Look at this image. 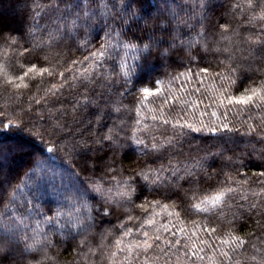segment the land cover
<instances>
[{
  "label": "trees",
  "instance_id": "1",
  "mask_svg": "<svg viewBox=\"0 0 264 264\" xmlns=\"http://www.w3.org/2000/svg\"><path fill=\"white\" fill-rule=\"evenodd\" d=\"M36 2L41 5H48L50 0H36ZM80 2L82 3V0ZM106 2L110 9L113 3L117 5L113 11L119 12L123 16L124 23L122 26L126 31L130 30V35L134 34L137 37H146L153 31H156L159 35V26L166 25L169 21L172 22V28H176L175 20L171 15V12L175 11L178 16L184 18L191 16L193 12L195 13L194 19L190 21L193 25L192 28L180 25V39L186 41L189 38H195L197 33L201 31L197 21L203 14L205 17V34L210 43V50L207 53H202L203 59L198 56L195 61L191 62L186 56L184 59H180L182 49L179 48L174 50L177 53L176 55H171L165 61L153 59L147 65L145 72L141 74L140 79L134 77V83L129 86V92H126L124 96H120L118 93L124 91L121 77L113 76L111 83L115 87L111 93L106 88L100 87L101 83H107L105 81H98L89 86L86 91L83 83L72 79L74 75H79L88 66V62L84 58L90 56L91 52L99 48L104 39L105 31L109 27L116 28L121 25L120 16H117L115 21L112 17L107 20L98 18L87 30L89 43L85 48L80 47L78 43L84 37V29L78 30L76 35L71 36L67 34L65 29V35L54 41L51 47L45 46L42 51L37 50L40 56L39 62H37L36 53L21 55L22 48H7L3 43H0V119L5 120L6 123L9 120L15 123L14 113L18 114L21 108H27L31 105L34 113H44L45 118L41 123H49L47 116L49 114L48 110L51 109L56 118H60L63 113V121L67 127L73 130L87 125L86 132L91 129L96 135H100L107 131V127L115 125L120 132L121 140L135 133L136 136L145 139L148 143H151L150 137L152 135L157 136L159 140H163L166 136L174 134L171 123L163 124L161 116H163V119L172 122L183 118V121L198 125L202 121L204 125L217 128L223 123H227L234 129H240L241 132L247 129L249 124L256 127L264 123V105L258 107V99L249 102L248 105H228L225 99L224 104L226 107H221L218 102L219 94L225 88H227V92L224 93L225 96L228 94L240 95L246 88L258 87L264 81V75L258 72L243 73L242 77L237 79L236 84L231 87L228 86V81H222L214 75L216 72L227 74L226 65L230 62V57L233 65L236 63L245 65L253 63L254 67L259 65V59L253 60V57L249 56L248 49L250 46L242 42L243 37L248 35L250 31L258 32L264 26L259 21L255 25L248 23V18L258 13L259 8H256L255 11L249 9L247 7L248 0H209L210 7L201 13L197 0H125V3L130 5L131 11H129L120 6V0H106ZM253 2L260 4L264 0H253ZM3 3L8 4L11 9L16 11V19L13 21L6 20L0 14V31L4 32L5 35L9 32L13 35L26 33L28 26L35 23L37 25L35 29L36 39L47 40L49 30H55L62 23L59 19L62 15L67 16L63 3H59V11L56 10V3H52L51 7H43L42 9H35L33 0H0V7L3 6ZM237 4L241 7L235 8L234 6ZM36 12H39V15H35ZM5 13L7 14V11ZM132 13H135V15ZM33 16H35V21ZM97 16H99L98 11ZM68 19L70 21L71 17H68ZM225 21L228 22L229 31L236 29L239 31L240 37H234L229 51L224 50L228 44L227 41L220 44L221 51H213L214 42L219 40L214 26ZM145 42L147 41L145 40ZM177 43L179 44V40ZM21 44H23V41H21ZM193 51L197 50L194 49ZM122 54L123 50H121ZM131 55V53H128L127 56L129 64L134 63ZM153 55L155 56V50ZM261 55H264V53H261ZM44 56H47L48 59L44 60ZM73 60H76L77 63L72 64ZM30 62L36 63L38 69L55 66L56 74L50 77L45 73L41 77L38 73L29 72L23 82L16 80V75H22L23 72L28 71L31 66ZM105 64L108 71L119 72L116 61L108 60L105 61ZM21 65H23V68H21ZM200 66H208L209 73L194 76L192 82H188L181 76L168 89L155 94L156 87H158L155 84L156 80L167 82L171 77L186 72L188 68H191L193 73H198ZM66 68L70 71H65ZM149 70L157 71L151 74ZM60 72H64L63 78L59 75ZM65 78H67L68 83L60 88V84ZM6 79L13 80L14 84L5 88ZM23 83L29 84V87L25 89L22 86ZM53 83L60 90L55 96L48 95L45 97V90L51 87ZM73 83L77 84V87L69 86ZM17 84L21 85L19 90L15 87ZM145 87L149 88L154 94L149 95L141 104L139 103L142 97L140 89ZM100 92H104L105 95V99L100 101L101 105H105L109 101L118 103L121 108L120 112L117 113L112 108L105 107L103 109L104 118L99 123H97L94 115L96 109L91 105L87 107L81 105L73 112V105L82 100L84 95L95 96ZM41 97L45 98L37 104L36 100ZM165 100H167L166 104L164 103ZM193 101H195V106H193ZM137 109H139V112H137ZM213 112L216 113L215 116L212 115ZM154 116L156 117L155 120L153 119ZM88 121H91V124H88ZM137 121H140V123L137 124ZM249 141H252V143H249ZM22 143L29 145V152L20 153L17 151V146ZM47 143V137L41 142L39 139L29 137L27 130L20 132L0 129V181L4 182L3 186L9 193L19 184L21 190L27 194V198L32 200L33 204L39 205L44 213L50 217L57 210L67 211L69 202L64 199V196L75 194L78 189L86 187L89 179H100L106 187L115 184L112 179L114 173L102 169H97L95 173H85L81 170L80 161L66 154L64 150L56 149L54 152L48 153L45 150V144ZM180 145L181 147L175 149L171 154L172 164H191L198 159L208 157L209 163H214V166L209 168L213 179L208 181V184L219 187L221 181L228 183L229 176L233 178L230 186L235 191L229 194L228 199V203L233 206V211L237 210V205H244L245 207L252 203L264 205V176L258 175L260 172H264V161L258 155L259 151L264 148V143L256 141L254 134L249 137L235 131H219L213 135L205 128L200 133H189L180 141ZM94 147L100 146L95 145ZM133 148H135V145H133ZM125 151L133 155L131 149ZM217 153L221 155H215ZM119 155L124 158V152L119 153ZM227 157H233V159L239 157V161L233 164ZM125 163H131V161L125 160ZM36 164L39 166L35 167L33 171ZM160 164L166 167L169 166L167 154L160 157L154 167H159ZM25 184H27V187H25ZM184 186L187 187V185ZM203 187L207 188V184H203ZM213 192V188H208L207 193L199 192L197 195ZM34 194L38 198H34ZM93 196L94 194L89 195V202L94 204ZM146 197L150 201L159 200L160 203L154 207L149 206L147 212L139 208L133 210L131 215L134 219L126 223V227L131 228L132 234L123 237V243L120 245V248H124L123 252L116 247L115 241L121 236L118 225L122 220H126V216H122L120 219L111 216L104 220H97V227L88 236L92 247L95 248L99 243L101 232L111 230V235H108L105 240L104 256H101L100 251H97L95 256H90L87 264H92L93 261L95 264H113V261L114 264H127L125 259L128 255L127 246L134 241L143 239V232L147 231L150 237L159 234L161 236V246H163L162 241L164 239L179 238L183 235L179 233L180 227L187 228L189 230L188 235L195 232L193 241L196 242V247L203 248V251L199 253L203 259L197 260L196 264H212L213 259H220L219 253L214 248L218 246L227 249L228 246L221 244L220 239L216 237L219 235L221 239L225 238L223 234L230 227L227 224V220L231 216L230 212L221 219L217 215L197 214L188 209L187 201L181 203L175 196L171 198L163 194L153 196L146 192ZM22 202L23 197H20L16 205L7 208L5 207L7 198L3 203H0V235H7L11 230L17 228L15 217L18 215L17 209L19 212L24 211L23 208L19 207ZM141 202V200L136 201V203ZM174 202L180 206L171 207ZM164 205H169V207L165 208ZM225 211L228 210L225 209ZM240 211H243V209H240ZM169 212H180V219L178 220L174 214L170 216ZM149 216L154 221L151 225L146 223ZM43 218V216H27L26 222L29 226L27 230L30 234L36 221L43 220ZM257 220H260L261 224L264 225V217L258 216L255 211H252L251 213L245 212L244 218L235 222L238 225L233 229L235 234L241 235L249 241L245 248L234 257V260H239L240 264H259L260 259L264 257V242L259 239L261 234L264 233V228L257 226ZM192 221L202 224L201 230L197 231ZM209 224L218 228L217 234H213L212 237H209L208 233L202 230L203 227H207ZM161 225H167L171 231H164ZM41 227L50 236L53 246L22 255L17 250L13 253V258L17 264H85V261L78 256L76 242L70 236L65 239L58 233L53 234L55 229L52 225H41ZM158 229L159 232H157ZM173 233L176 234L175 237ZM246 233L250 235H245ZM79 239L80 237L77 236L76 241ZM200 239L208 240L209 243L214 241L215 243L213 247H209L207 244H200ZM252 244H255L260 251L257 252L256 249L252 248ZM84 251H87V249H84ZM155 251L154 249L153 252ZM184 251L186 250L182 249L178 253L172 254L171 264H177L176 255L180 256L182 262L185 261ZM111 252H116V256L110 260L109 255ZM45 253L50 259L45 258ZM148 255H153V253ZM253 256H255V259H252ZM143 259L144 256L142 255L135 264H140ZM157 264H164V260L161 259Z\"/></svg>",
  "mask_w": 264,
  "mask_h": 264
},
{
  "label": "snow or ice",
  "instance_id": "2",
  "mask_svg": "<svg viewBox=\"0 0 264 264\" xmlns=\"http://www.w3.org/2000/svg\"><path fill=\"white\" fill-rule=\"evenodd\" d=\"M199 9L201 13L210 7L209 0H197ZM35 9H42L43 7H51L52 3H56V10L59 11V3L65 5V11L67 16H61L62 23L57 26L55 30H49L47 40H37L35 37V29L37 25L33 23L28 26L27 32L20 33L19 35H13L9 32L7 35L0 31V43H3L7 48H22L24 53H36L37 62H39L40 56L37 50L42 51L45 46L51 47L54 41H57L61 36L65 35V29L68 35H76L78 30L84 29L85 34L82 40H79V46L85 48L88 43L87 30L91 28L92 24L98 19L103 18L107 20L112 17L115 21L117 16H120L121 25L116 28L109 27L104 33V39L100 43V46L96 51L91 52L90 56L85 57V61L88 62V66L79 73V75H74L72 77L73 81H80L84 84L85 89L98 81H105L107 83H101V88H106L109 93L115 87L111 81L113 76L121 77L123 80V92H119L120 96H124L126 92H129V86L133 85L134 77L136 79L141 78L146 70L147 65L153 60L165 61L171 55H176L174 51L176 49H182L180 53V59H184L185 56L188 58L189 62L195 61L198 56L203 59L202 53H207L210 50V43L206 37V30L204 27L205 17L201 15L197 23L200 25L201 31L197 33L195 38H189L188 40L180 39V25H184L187 28H192L193 25L190 22L195 17V13L187 18L180 17L175 11L171 12L172 17L175 20L176 28H172V22L169 21L166 25H160L158 28L159 35L156 31L149 33L146 37H137L134 34L130 35V30L126 31L122 26L124 23V18L119 12L113 11L116 9L117 5L112 4L111 9L109 8L106 0H50L48 5H41L33 0ZM91 5V7H90ZM120 6L122 8L130 9V5L125 3V0H120ZM235 8H240L241 5L237 4ZM247 7L255 11L259 8V12L251 15L248 18V23L255 25L258 21L264 25V2L256 4L253 0H248ZM97 11L99 16H97ZM135 15V13H132ZM35 15H39L36 12ZM68 17H71L69 21ZM35 21V16H33ZM216 29V35L219 36V40L214 42L215 47L212 48L213 51H221L220 44L227 41L228 44L225 47V51L230 50V46L233 44L234 37H240L239 31L232 29L229 31L228 22L225 21L214 26ZM145 40L147 42H145ZM179 40V44L177 41ZM23 41V44H21ZM243 43L248 44L250 47L248 49L249 56L253 57V60L259 59L260 63L258 66L253 65V63L245 64H232V58H229V63L226 65L227 74L224 72H216L215 76H218L222 81H228L229 87L235 85L237 79L242 77L243 73L258 72L264 75V26L260 28L258 32H249L248 35L244 36L242 39ZM196 49L197 51H193ZM121 50L123 54L121 55ZM155 50V56L153 52ZM128 53H131V59L134 63L129 64L127 61ZM47 56H44V60H47ZM114 60L118 64L119 72L108 71L106 68L105 61ZM31 63V62H30ZM77 61L73 60L72 64H76ZM83 63V62H81ZM23 68V65H21ZM139 70V71H138ZM65 71H70V69H65ZM210 69L208 66H200L198 73H193L191 68H188L186 72L179 73L176 76L171 77L167 82L163 80H156L155 84L156 93L159 94L161 91L168 89L169 86L176 80L180 79L181 76L185 78L188 82H192L194 76H198L201 73H209ZM38 73L41 77L47 73L48 76H53L56 74L55 66L41 67L37 68L36 63H31L27 72H23L22 75H16V80L23 82L28 76V73ZM59 75L63 78L64 72H60ZM202 83V81H200ZM67 78L63 80L60 84V88H63L67 84ZM14 84L11 79L5 80V88ZM25 89L29 87V84L23 83L22 85ZM70 87H77V84L73 83L69 85ZM162 86V87H159ZM17 90L21 85H15ZM57 85L53 83L51 87L45 90V97L48 95L55 96L60 90ZM198 90V89H197ZM142 97L139 103H144V100L149 96L153 95L149 88L145 87L140 89ZM225 88L220 92L218 97V102L221 107H226L224 100H227L228 105L240 104L248 105L249 102L254 100H259V106L264 105V81L258 87L246 88L240 95L228 94ZM41 97L36 100L39 104ZM105 99L104 92H100L95 96L84 95L82 100L77 101V104L73 105V112L76 111L81 105L87 107L91 105L96 109L94 113L97 123L104 118L105 107H110L115 112H120L121 108L118 103L109 101L105 105H101L100 101ZM167 103V100L164 101ZM193 106H195V101H193ZM139 112V109H137ZM47 120L49 123H41L44 120L43 112H33L31 105L27 108H21L18 114L14 113L15 123L9 120L7 123L5 120L0 119V129L4 131L17 130L24 132L27 130L29 137L39 139L41 142L48 138V143L45 144V150L48 153L54 152L56 149H62L66 154L73 156L75 159L80 161L81 170L85 173H95L97 169H102L109 173H114L115 175L112 179L115 181L113 186L106 187L104 182L100 179H89L87 181V186L78 189L75 194H66L64 199L69 202V207L67 211L63 209L57 210L53 216H47L43 209L37 205L33 204L32 200L27 198V194L24 193L20 185L17 184L15 188L9 193L7 189L4 188L3 181H0V203H3L7 198V204L5 207L14 206L17 204V200L23 197V202L19 205L23 208V212H19L15 217L17 228L11 230L7 235H0V264H17L13 258V253L19 250V253H33L38 249H43L47 247H52V240L50 236L44 232L41 225H52L55 229V233H58L62 238H72L76 242V251L80 259L85 261V264L89 261L90 256H95L97 251H100L101 256H104V249L106 248L105 240L108 235H111V230H106L101 232L100 241L95 248L92 247L88 236L92 234L93 230L97 227V220H104L111 216H116L120 219L122 216H126V220H122L118 225L121 230V236L116 239V247L123 252L124 248H120L123 243V237L130 236L132 234L131 228L126 227L127 221H131L134 217L131 215L135 208H139L145 212L148 211L149 206H155L160 203L159 200H148L147 194L156 196L163 194L168 198L175 196L177 200L184 203L187 201L188 209L193 210L197 214H207L208 216L217 215L219 218L223 219L231 213L230 218L227 220V224L230 226L229 229L223 234L225 238L221 239L217 235V239H220V243L227 245V249L222 247H215L214 250L219 253L220 259H213L212 264H240L239 260H234V257L245 248V245L249 241L245 240L241 235H237L234 232V228L238 227L235 224L236 221H241L244 218V213L255 211L258 216L264 217V205L258 203L249 204L247 207L244 205H237L235 211H233V206L228 203L229 194L234 192L230 186L232 177L229 176V182H220V186L216 187L214 185L208 184V181L213 179L212 174L209 172V168L214 166V163H209V158L204 157L196 160L191 164H172V152L181 147L180 141L186 137L189 133H200L205 128H207L213 135L219 131L226 132H238L241 135L252 137L255 136V140L264 143V123L254 127L249 124L247 129L241 132L240 129L232 128L227 123H223L219 128L209 127L204 125L202 121L199 124H194L192 122L183 121V118L175 120V122L163 119L161 116L163 124L171 123L173 135L166 136L163 140H159L157 136L152 135L150 137L151 143L145 141V139L140 138L133 133L130 137H125L123 140L120 139V132L115 125L107 127V131L100 135H96L91 129L86 132L85 129L87 125L82 128H77L73 130L67 127L63 121V113L60 118H56L52 114V110H48ZM213 116L216 115L215 112L212 113ZM155 120L156 117L154 116ZM140 121H137L139 124ZM91 124V121H88ZM147 127V126H146ZM130 141V143H129ZM107 142V143H105ZM252 143V141H249ZM99 145L100 147H94ZM135 145V148H133ZM126 149H131L133 155H130ZM253 150L255 148L253 146ZM17 151L20 153L29 152V145L27 143H22L17 146ZM109 152L111 153L109 155ZM124 152V158H121L119 153ZM165 154L169 157V166H164L160 164L159 167H154L158 162L159 158ZM215 155H221L219 153ZM260 159L264 161V148H262L258 153ZM229 161L233 164L239 161V157L233 159V157H227ZM125 160L131 161V163H125ZM147 161V162H145ZM39 165L36 164L33 167ZM223 169L221 168V171ZM27 175V173H26ZM79 175V173H77ZM259 176H264V172H260ZM207 184V188L203 187L202 184ZM183 182V183H181ZM184 185H187L185 187ZM27 187V184H25ZM208 188H213L214 192L209 194L197 195L199 192L207 193ZM191 193V195H189ZM94 194L93 200L94 204L89 202V195ZM34 198H38L34 194ZM246 199V198H245ZM137 200H141V203H136ZM180 205L175 202L171 207L176 208ZM168 208L169 205H164ZM225 209L228 211L226 212ZM243 209V211H240ZM185 210V209H182ZM175 215L179 220L180 212H169V215ZM27 216H43V220L36 221L35 227L31 228V234L29 233L28 224L26 222ZM146 223L153 224V218L149 216ZM195 225L197 231L201 230L202 224H198L196 221H192ZM257 226L264 228L260 220L256 221ZM161 227L166 232L171 230L167 225H161ZM67 230V231H66ZM203 231L208 233L209 237L213 234H217L218 228L209 224L207 227H203ZM188 229L185 227L179 228V233L183 234L179 238L174 239H164L162 241L163 246H161V236L159 234L149 236L147 231L142 233L143 239L134 241L127 246L128 255L126 256L127 264H135L136 261L140 260L143 255L144 259L140 261V264H157L161 259L164 260V264H171V255L176 254L182 249L184 251L185 261L180 260V256L176 255L177 264H196L197 260H202L203 257L199 255L203 251V248L196 247V242L193 241V236L195 232L188 235ZM159 232V229L157 230ZM245 235H250L246 233ZM80 237L76 241V237ZM175 237L176 234L173 233ZM199 239V238H198ZM262 242H264V233L259 237ZM151 241V242H150ZM200 244H207L209 247H213L214 241L209 243L208 240L200 239ZM22 246V247H21ZM252 248L256 249L257 252L260 249L256 248L255 244L251 245ZM87 249V251H84ZM156 250L153 252V250ZM195 249V250H194ZM175 250V252H173ZM153 253V255H148ZM116 256V252H111L109 259L111 260ZM45 258L47 257L45 253ZM195 258V259H193ZM50 259V258H49ZM255 259V256L252 257ZM92 264H95L93 261ZM114 264V261H113ZM259 264H264V257L259 261Z\"/></svg>",
  "mask_w": 264,
  "mask_h": 264
},
{
  "label": "rangeland",
  "instance_id": "3",
  "mask_svg": "<svg viewBox=\"0 0 264 264\" xmlns=\"http://www.w3.org/2000/svg\"><path fill=\"white\" fill-rule=\"evenodd\" d=\"M8 10H9V12H8ZM6 11H7V14L5 13ZM0 14H2L4 16V18H6V20H8V21H13L16 19V11H14V9H11V7L6 3H3V6L0 7ZM156 71L157 70H149V73L152 74ZM9 165H11V164H9Z\"/></svg>",
  "mask_w": 264,
  "mask_h": 264
}]
</instances>
